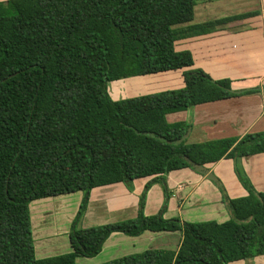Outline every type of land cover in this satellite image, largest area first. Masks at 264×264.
Returning <instances> with one entry per match:
<instances>
[{
  "label": "trees",
  "instance_id": "obj_1",
  "mask_svg": "<svg viewBox=\"0 0 264 264\" xmlns=\"http://www.w3.org/2000/svg\"><path fill=\"white\" fill-rule=\"evenodd\" d=\"M194 0H0V264H78L100 253L113 232L179 231L177 250L147 249L101 264H229L264 255V192L239 168L246 195L222 194L229 219H165V175L221 159L264 153V131L188 143L191 125L166 116L195 105L261 92L234 91L193 67L179 39L211 33L250 13L191 24ZM185 69L184 86L113 100L110 82ZM152 177L134 219L82 227L93 188ZM164 203L143 212L150 185ZM82 192L68 239L71 251L37 257L29 205L34 200Z\"/></svg>",
  "mask_w": 264,
  "mask_h": 264
},
{
  "label": "crops",
  "instance_id": "obj_2",
  "mask_svg": "<svg viewBox=\"0 0 264 264\" xmlns=\"http://www.w3.org/2000/svg\"><path fill=\"white\" fill-rule=\"evenodd\" d=\"M194 2L191 24L246 13L253 15L230 21L208 34L179 39L175 42V49L189 51L193 57V67L201 68L213 79H230L234 91L264 87V0H194ZM184 70L126 78L124 80L128 81L129 89L124 86L119 92L123 94L121 96L118 94L115 98L109 95L113 100H117L178 89L184 86ZM166 119L170 123L186 122L191 125L187 136L188 143L241 137L246 133L264 131L263 97L261 92L247 93L239 97L195 105L187 110L168 114ZM236 167L248 178L257 192H264V153L239 158L236 161L221 159L217 163L205 166L207 172L204 175L188 168L180 169L165 175L167 191L172 196L167 199L168 204L163 217L165 219L178 217L189 222L208 220L223 222L229 219L230 215L225 208L222 194L208 176L209 174L215 176L224 187L228 198L242 197L247 192L236 176ZM150 180L152 177L134 180L131 191L123 183L93 188L89 194L81 226H99L134 219L138 212L139 197ZM70 195H75L74 207L70 209L65 207L64 203L63 205L64 218L72 221L79 208L82 192L45 198L49 200L37 206L33 213L34 219L30 217L37 257L49 256L42 255L37 244L39 237L49 236L50 232L56 236L52 243H49L56 251L54 254L71 251L67 224L59 228L52 225L49 228L50 232L48 225H44L47 219L45 215L49 211H59L56 201ZM164 199L162 185L158 182L152 183L146 192L144 214L156 215ZM42 215V221H39ZM62 234L65 235L67 243L62 242L64 249L60 250L58 246L61 240L56 239L61 238ZM180 241L179 231H145L138 236L113 232L104 242L99 254L103 251L105 253L106 250L110 251V257L107 259L109 261L152 248L177 250ZM118 242L124 244L118 245ZM115 248H120L121 253H111ZM76 261L80 264L85 263L82 258H77ZM88 261L86 263H89ZM229 264H264V255Z\"/></svg>",
  "mask_w": 264,
  "mask_h": 264
},
{
  "label": "rangeland",
  "instance_id": "obj_3",
  "mask_svg": "<svg viewBox=\"0 0 264 264\" xmlns=\"http://www.w3.org/2000/svg\"><path fill=\"white\" fill-rule=\"evenodd\" d=\"M3 1H5V0H3ZM128 84V81H126V80H124V79H122V80H117V81H114V82H110L109 83V85H108V92H109V94L113 97V98H115L116 96H118V94H119V92L121 91V90H123V87L124 86H126V89H127V87H128V89H129V85H127ZM123 93H120L119 95L121 96ZM59 196H62V195H59ZM171 194L169 195V197L171 198ZM56 197H58V196H56ZM56 197H54V198H56ZM66 198V199H65ZM74 199H75V195H70L69 197H64L63 199H58L57 201H56V203H57V208L59 209V211H53V212H48L47 213V215H45L46 217L45 218H47L46 220H45V224L44 225H48L47 226V228H48V231L50 232V230L51 229H49V228H51V226L53 225L54 226V228H59V227H61L62 225H66L67 224V228H68V231L70 230V225H71V220L69 219V218H64V208L65 207H67V208H72V207H74ZM49 199H40V200H34V201H32L31 203H30V205H29V211H30V217H33V219H34V211H35V209L37 208V206L39 205V204H44L45 202H47ZM69 201V202H68ZM42 202V203H41ZM63 203L65 204V207H64V205H63ZM66 203H67V205H66ZM167 204H168V200H167V202H166V205L165 206H167ZM188 205V204H187ZM47 206V205H46ZM186 206H184V208H185ZM48 208V207H47ZM70 208V209H71ZM78 211V210H77ZM42 217H43V215L41 216V220H39V221H42ZM75 217V216H74ZM44 218V219H45ZM174 218H176V217H174ZM74 219V218H73ZM72 219V220H73ZM31 220H32V218H31ZM35 221V220H34ZM69 221H71V222H69ZM81 225V224H80ZM47 228H42L43 230H46ZM55 234L54 233H51L50 232V234H49V236H45V237H39L38 239H39V242H38V244L37 245H39L40 246V250L42 251V255H44V254H49V256H51V255H53L56 251L55 250H53L50 246H51V244H49V243H52V241L55 239ZM58 239L59 240H61L60 242H61V244H59V249L60 250H62V249H64L63 247H64V245L62 246V242H65V244L67 243V241H66V237H65V235L64 234H62L61 235V238L59 237V238H57L56 239V241H58ZM122 239H120V241H121ZM51 241V242H50ZM119 244L118 245H121V244H124V243H122V242H118ZM64 244V243H63ZM117 246V245H116ZM48 250V251H47ZM47 251V253H45ZM120 251V248H115L113 251H111V253L112 252H115V254H118V253H121V252H119ZM62 253H65V252H62ZM114 254V255H115ZM110 255V251H107L106 250V252L104 253V251L101 253V254H99L98 256H94V257H92V258H86V257H77V258H82V260L85 262L84 264H101V263H104V262H107V259H109V256ZM76 258V259H77ZM88 261L89 263H86V261ZM77 262V261H76ZM78 263V262H77ZM78 264H80V263H78ZM82 264V263H81Z\"/></svg>",
  "mask_w": 264,
  "mask_h": 264
}]
</instances>
